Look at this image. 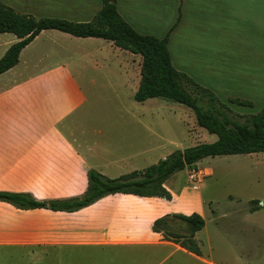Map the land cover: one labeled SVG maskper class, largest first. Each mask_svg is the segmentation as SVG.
<instances>
[{
	"label": "crops",
	"instance_id": "obj_1",
	"mask_svg": "<svg viewBox=\"0 0 264 264\" xmlns=\"http://www.w3.org/2000/svg\"><path fill=\"white\" fill-rule=\"evenodd\" d=\"M0 1L18 11L72 21L91 20L102 3ZM183 2L172 31L184 23ZM202 2L219 9L223 18L238 19L243 30L246 57L235 67L224 60L228 55L222 50L217 72L239 82L241 96L264 102V0ZM116 6L135 30L158 37L164 36L170 21L174 23L178 16L166 22L163 0H116ZM153 10L161 16L156 27L149 22ZM200 53L198 49L199 59ZM141 61L140 54L107 39L41 30L20 51L18 62L0 73V190L29 192L37 199L71 197L86 189L89 168L116 177L153 164L154 155L165 157L158 153L163 139L153 128L158 113L153 111L152 99L156 97L134 99ZM214 74L215 79H222ZM126 89L134 99L127 108L113 113L108 108L98 110L100 102L120 101ZM171 177L164 182L171 199L111 193L75 211L20 209L0 201V264H216V248L231 237V211L219 213L210 201L211 215L206 219L201 198L199 204L186 209L172 207L176 195L169 185ZM249 204L244 209L246 220L247 214L264 206L261 200ZM191 212L205 219L195 232L197 240L196 233L206 231L205 240L198 241L199 255L152 230L157 217Z\"/></svg>",
	"mask_w": 264,
	"mask_h": 264
},
{
	"label": "trees",
	"instance_id": "obj_2",
	"mask_svg": "<svg viewBox=\"0 0 264 264\" xmlns=\"http://www.w3.org/2000/svg\"><path fill=\"white\" fill-rule=\"evenodd\" d=\"M101 2V7L91 20L72 21L61 17H36L19 12L0 1V33H13L18 38L0 57V73L13 67L18 62L20 51L44 29H56L77 37L107 39L117 47L142 57L140 82L134 93L136 101L161 97L185 105L193 111L196 123L209 133L216 134L217 139L174 150L143 169H135L116 177H108L89 168L87 186L80 195L37 199L29 192L0 190V201L20 209L75 211L111 193L171 199L164 182L184 168H194L200 159L264 151V108L257 113L238 115L219 101L210 89L200 85L173 65L168 40L179 21L180 7L175 22L164 36L158 37L135 30L117 10L116 0ZM229 100L237 104L252 105L251 101L245 99ZM253 201L257 203L259 200ZM174 219L182 221L183 224H175ZM186 223H190L192 229H189ZM204 223L203 216L198 212L166 213L154 219L152 230L160 233L164 239L199 255L201 249L195 232L200 230Z\"/></svg>",
	"mask_w": 264,
	"mask_h": 264
},
{
	"label": "rangeland",
	"instance_id": "obj_3",
	"mask_svg": "<svg viewBox=\"0 0 264 264\" xmlns=\"http://www.w3.org/2000/svg\"><path fill=\"white\" fill-rule=\"evenodd\" d=\"M163 1L166 2L163 8L167 11L166 22L177 16L179 7L184 1L182 6L185 16L184 23L180 28L172 31L171 38L169 37L168 48L174 66L200 85L210 89L219 101L225 103L234 113L249 115L262 110L264 102H252L251 106L231 102L230 98L245 100L252 98L239 94L242 88L239 82L236 80L232 82L230 78L227 79L224 74L217 72L222 62L223 52L228 55L224 60L233 66L240 65L246 57L243 51L245 48L243 30L238 19L223 18L219 9L214 10L202 2L207 0ZM157 9L161 10V8ZM19 12L42 17L26 11ZM150 17L152 18L149 22L155 27L158 26L161 16H157L156 10L155 12L153 10ZM172 21H170L171 25ZM15 41L17 37L13 33H0V57ZM198 49L202 52L200 59L196 56ZM203 51H208V54ZM215 71L226 82L222 79H215L213 77ZM98 89L101 90L102 87ZM122 92L124 97L120 101L112 102L107 99L109 102H100L98 110L102 112L104 109L106 112L108 108L107 110L113 113L127 108L134 99L132 96H127V89ZM152 101L153 111L158 113L154 116L156 118L153 121V128L158 130L163 139L161 141L163 149L158 153L168 155L177 149H184L200 142H213L217 139L215 134L197 125L195 115L189 107L161 97L153 98ZM194 124L196 126L193 127ZM160 158L156 159L154 155L153 163ZM197 167L201 169L199 176L202 180L200 182L188 179L189 168H184L171 177L169 185L172 193L176 195L172 207L186 209L191 205L199 204L198 199L201 198V203L205 207L206 219L211 215V208L207 207L210 201L212 202L210 207L218 209L219 213L225 210L231 211L232 227L228 231L231 237L227 243L216 248L213 261L216 264H264V225L263 227L260 225L264 224V206L257 212L247 214V220L245 219L247 211L244 212L249 203L252 205L251 200L262 202L264 200V151L208 156L200 159ZM173 222L182 224V221L178 219H174ZM256 223L260 226H256ZM209 227L210 223H208ZM238 235H242L243 238H238ZM196 237L197 241H204L206 231L196 233ZM205 249L207 250V245ZM16 259L14 256L13 260L16 261Z\"/></svg>",
	"mask_w": 264,
	"mask_h": 264
},
{
	"label": "built area",
	"instance_id": "obj_4",
	"mask_svg": "<svg viewBox=\"0 0 264 264\" xmlns=\"http://www.w3.org/2000/svg\"><path fill=\"white\" fill-rule=\"evenodd\" d=\"M200 173L199 171H197L196 169L192 168L190 169V173L188 175V179L189 180H195L196 182H200L202 179L200 178Z\"/></svg>",
	"mask_w": 264,
	"mask_h": 264
},
{
	"label": "water",
	"instance_id": "obj_5",
	"mask_svg": "<svg viewBox=\"0 0 264 264\" xmlns=\"http://www.w3.org/2000/svg\"><path fill=\"white\" fill-rule=\"evenodd\" d=\"M186 225L188 226L189 229H192V225L190 223H186Z\"/></svg>",
	"mask_w": 264,
	"mask_h": 264
}]
</instances>
